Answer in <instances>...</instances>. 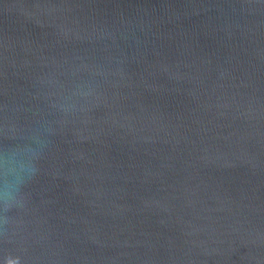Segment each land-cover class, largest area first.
Segmentation results:
<instances>
[{"label":"water","instance_id":"95a60500","mask_svg":"<svg viewBox=\"0 0 264 264\" xmlns=\"http://www.w3.org/2000/svg\"><path fill=\"white\" fill-rule=\"evenodd\" d=\"M0 264H264V0H0Z\"/></svg>","mask_w":264,"mask_h":264}]
</instances>
